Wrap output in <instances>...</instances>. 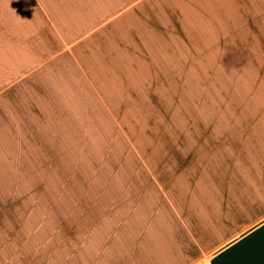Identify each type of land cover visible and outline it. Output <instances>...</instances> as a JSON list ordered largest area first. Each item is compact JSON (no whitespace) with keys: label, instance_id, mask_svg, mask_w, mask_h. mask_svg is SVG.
I'll list each match as a JSON object with an SVG mask.
<instances>
[{"label":"crops","instance_id":"1","mask_svg":"<svg viewBox=\"0 0 264 264\" xmlns=\"http://www.w3.org/2000/svg\"><path fill=\"white\" fill-rule=\"evenodd\" d=\"M251 48L264 0H0V264H264Z\"/></svg>","mask_w":264,"mask_h":264},{"label":"rangeland","instance_id":"2","mask_svg":"<svg viewBox=\"0 0 264 264\" xmlns=\"http://www.w3.org/2000/svg\"><path fill=\"white\" fill-rule=\"evenodd\" d=\"M235 50V49H234ZM229 55L230 59H236V56L233 55V52L231 49H229ZM264 57V48H251V49H242V51L239 53V56L237 59H241V63H231L229 62L226 65H223L222 71L228 73V78L230 81V84L236 83V75L237 73L242 72H253L256 68L260 66V62H262V59ZM218 67V65H214V70ZM216 70H220L217 68Z\"/></svg>","mask_w":264,"mask_h":264}]
</instances>
